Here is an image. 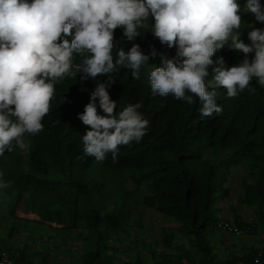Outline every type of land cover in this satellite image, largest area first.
Segmentation results:
<instances>
[{
  "label": "trees",
  "instance_id": "1",
  "mask_svg": "<svg viewBox=\"0 0 264 264\" xmlns=\"http://www.w3.org/2000/svg\"><path fill=\"white\" fill-rule=\"evenodd\" d=\"M243 9L244 0H239ZM264 5V0H261ZM243 16V14H242ZM151 24V21H149ZM253 27L264 28L256 22ZM252 28L241 27V39L249 43L247 33ZM148 29L141 30L142 37L129 41L123 31H114L118 47L128 51L133 44H139L142 51L150 56L149 66L141 70V79L134 80L131 71L121 68L114 74L115 81L108 87L110 98L117 102V111L129 104H142L141 111L150 121L149 131L140 142L120 146L118 159L111 156L98 162L93 156H85L81 137L86 126L79 119L80 113L90 101V94L99 82L107 83V74L96 78L76 80L67 78L56 84V93L51 102L50 112L43 118L44 129L36 135H26V154L19 148L6 151L0 156V174L9 187L1 190L12 200L8 209L14 222H29L33 226L52 228L54 231L74 230L80 223L86 229L83 240L92 241L80 254L76 264H116L114 255L107 252L99 225L107 220V227L117 235L126 232L132 204L137 191L144 189L142 204L153 208L167 220L176 223V231L188 237L189 244L197 251V259L184 247H177L182 256L160 252L155 264H180L183 257L188 264H253V257L264 248H251L239 256L216 261L211 246L205 240V231L216 220V193L227 197L225 175L220 179L218 168H242L246 178L243 181L242 202L256 209L258 222L264 227V88L253 81L251 87L234 98L226 95V89H216V102L222 112L210 117H202L200 102L189 105L173 96L154 95L145 75L147 68L161 66L162 57L172 58L176 49L161 44ZM155 49L156 55L151 56ZM117 49H114V55ZM218 58L223 63L217 64ZM243 54L230 50L227 46L218 50L214 64L209 67L211 80L213 68H230L243 59ZM251 59V54L249 56ZM98 112L102 110L97 108ZM207 149L211 156L205 157ZM225 155L219 157L222 152ZM109 182L120 189L119 202L107 209V204L115 200L113 190L105 182L98 184L95 175L97 167ZM90 170L88 171V168ZM123 174L131 183L129 190L122 189L123 181L115 177ZM90 176L87 180L86 176ZM220 181V183H219ZM107 187V188H106ZM101 189H108V202L104 205L93 203L91 196ZM94 204V205H93ZM235 224L246 232L254 230L253 225L234 217ZM16 227H10L7 237H12ZM82 236V234H80ZM165 246H170L171 234H166ZM164 235V236H166ZM28 238V235H27ZM2 246V245H1ZM17 264H51L46 255L41 260L30 261L23 249L7 247ZM28 248V246H24ZM183 252V254H182ZM154 253V252H153ZM123 264H143L137 257Z\"/></svg>",
  "mask_w": 264,
  "mask_h": 264
},
{
  "label": "clouds",
  "instance_id": "2",
  "mask_svg": "<svg viewBox=\"0 0 264 264\" xmlns=\"http://www.w3.org/2000/svg\"><path fill=\"white\" fill-rule=\"evenodd\" d=\"M244 13L264 24L261 0H244L243 9L239 0H0V156L28 149L25 137L44 129L56 84L78 75L86 80L107 74V83L96 84L78 114L89 126L81 137L85 156L103 162L110 155L115 162L120 146L143 139L150 121L139 111L142 104L117 111L107 89L121 68L140 80L150 56L139 44L128 51L118 47L117 28L129 41L143 38L141 30L148 29L176 49L172 58L162 57L161 66L146 69L151 91L189 105L198 99L202 117L222 112L217 88L226 89L229 98L254 91L253 81L264 88V28L253 27L245 43ZM225 46L244 58L230 68H213L215 75L206 79L214 54ZM156 54L153 49L151 56ZM9 185L0 174V190Z\"/></svg>",
  "mask_w": 264,
  "mask_h": 264
},
{
  "label": "rangeland",
  "instance_id": "3",
  "mask_svg": "<svg viewBox=\"0 0 264 264\" xmlns=\"http://www.w3.org/2000/svg\"><path fill=\"white\" fill-rule=\"evenodd\" d=\"M245 25L250 28L256 25L253 14H243L241 27ZM19 151L23 155L27 152V150L22 151L20 149ZM209 152V149H207L208 155L204 156H211ZM224 155L225 152L223 151L219 157ZM89 170L90 167L88 168ZM96 170L97 173L94 172L93 176L95 175L97 183L105 182L107 184L108 177L98 172L101 170L99 166ZM243 171L241 167H230L229 172L224 165L218 168L219 178L222 179L223 175H225L226 179L223 185L229 188V192L227 197H221V189L216 193L217 198L214 204L216 220L205 231V240L211 246L216 261L228 259L230 256H239L251 248L260 251L264 248V227L258 222L256 209L242 202V184L246 178ZM88 178L90 176L87 175L85 179L87 180ZM115 179L123 181L122 189H130L131 183L128 176L120 174ZM249 179V177L246 178V181ZM107 187L114 192L115 200L112 203L107 204L108 189L107 191L106 189H101L102 192L97 190L90 198L93 203L97 201L96 205L107 204V209L110 210L114 203L119 202L120 189H115V185L111 182L107 184ZM144 192V189L137 191L138 194L130 201L132 209L129 220L125 225H121V227H125L126 232L120 231L117 235H114V232L107 227V220L103 221L98 227V232L105 239L103 244L108 246L107 252L114 255V262L123 264L126 261L132 262L138 257L143 264H155L160 259V252L173 255L174 258L182 256L177 250L179 246L184 247L185 250L187 249L191 253L193 260L197 259V251L195 252L194 247L189 244L187 236H183L176 231V223L167 220L153 208L146 207L141 203ZM11 204L12 200L0 190V246H4L6 243L7 247H12L13 249L22 248L24 251L29 252V256H32L35 262L41 260L42 255L45 254L46 259H49L51 264H76L80 252L92 244L90 239L89 241L83 240L87 233L82 223H80L79 228L74 230L54 231L52 228L33 226L29 222H14L8 212ZM234 217H239L243 222L252 224L254 230L252 232L242 230L240 235H234L216 228L220 218L227 222L235 223ZM12 226L17 228L13 236L3 239L7 237L8 231ZM166 234H171L169 247L164 244L167 237ZM2 246L1 248H3ZM24 246H28V248H24ZM179 262L180 264H188L185 257Z\"/></svg>",
  "mask_w": 264,
  "mask_h": 264
},
{
  "label": "built area",
  "instance_id": "4",
  "mask_svg": "<svg viewBox=\"0 0 264 264\" xmlns=\"http://www.w3.org/2000/svg\"><path fill=\"white\" fill-rule=\"evenodd\" d=\"M216 228L222 231L232 233L234 235H240L242 233V230L235 223L227 222L225 220H222L221 218L217 222ZM4 260H7L8 264H17L8 250L0 249V264H2ZM237 264H241V263H237ZM253 264H262L261 252H258L253 257Z\"/></svg>",
  "mask_w": 264,
  "mask_h": 264
},
{
  "label": "crops",
  "instance_id": "5",
  "mask_svg": "<svg viewBox=\"0 0 264 264\" xmlns=\"http://www.w3.org/2000/svg\"><path fill=\"white\" fill-rule=\"evenodd\" d=\"M32 231H33V226H32ZM18 249H22V248H18ZM25 253L28 255V258L30 259V261H33V257L29 256V252L25 251Z\"/></svg>",
  "mask_w": 264,
  "mask_h": 264
}]
</instances>
